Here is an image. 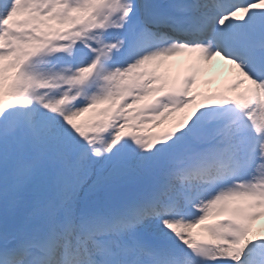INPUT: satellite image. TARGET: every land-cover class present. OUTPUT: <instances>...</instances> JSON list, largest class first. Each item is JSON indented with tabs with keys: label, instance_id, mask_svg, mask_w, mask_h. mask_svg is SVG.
Wrapping results in <instances>:
<instances>
[{
	"label": "snow or ice",
	"instance_id": "obj_1",
	"mask_svg": "<svg viewBox=\"0 0 264 264\" xmlns=\"http://www.w3.org/2000/svg\"><path fill=\"white\" fill-rule=\"evenodd\" d=\"M0 264H264V0H0Z\"/></svg>",
	"mask_w": 264,
	"mask_h": 264
},
{
	"label": "bare ground",
	"instance_id": "obj_2",
	"mask_svg": "<svg viewBox=\"0 0 264 264\" xmlns=\"http://www.w3.org/2000/svg\"><path fill=\"white\" fill-rule=\"evenodd\" d=\"M195 53H183V54H180L176 57H185L186 58V62H187V65L191 62H193L194 60V57H195ZM175 58V57H172V58H169L168 61H166V64H171V61H173L172 59ZM212 66H211V69L210 71L208 70L207 72L205 73H202L200 75H198L197 77V84H210L212 83L214 88V90H217L219 89L226 81L227 79L229 78V73L227 71V65H226V62L221 60L219 57H216L214 58V60L211 62ZM224 64V70H223V75H218V76H215L214 75V70H220V68L222 67V65ZM170 120L168 121L170 124H174L176 119H178V116H175V115H171V117L169 118ZM166 125V120L163 124L161 125H158L156 127H151L148 126L146 127L144 130L145 131H151L153 132L154 129H156L158 131V129L160 130V126H165Z\"/></svg>",
	"mask_w": 264,
	"mask_h": 264
},
{
	"label": "rangeland",
	"instance_id": "obj_3",
	"mask_svg": "<svg viewBox=\"0 0 264 264\" xmlns=\"http://www.w3.org/2000/svg\"><path fill=\"white\" fill-rule=\"evenodd\" d=\"M224 67H225V66H224V64H223L222 69H223ZM170 126H172V125L169 124V123H168V120H167V125H166L165 127H162V128H161V126H160V129L164 130L165 128L170 127ZM258 226H259V224H258Z\"/></svg>",
	"mask_w": 264,
	"mask_h": 264
}]
</instances>
